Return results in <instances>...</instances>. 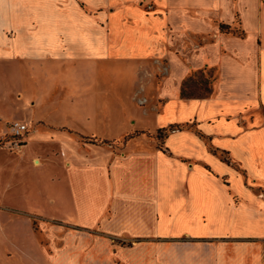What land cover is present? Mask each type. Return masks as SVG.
<instances>
[{
	"label": "crops",
	"instance_id": "1",
	"mask_svg": "<svg viewBox=\"0 0 264 264\" xmlns=\"http://www.w3.org/2000/svg\"><path fill=\"white\" fill-rule=\"evenodd\" d=\"M263 34L264 0H0V137L27 124L0 264H84L83 242L104 254L89 264H264ZM117 66L132 81L112 103ZM205 67L211 91L182 95Z\"/></svg>",
	"mask_w": 264,
	"mask_h": 264
},
{
	"label": "rangeland",
	"instance_id": "2",
	"mask_svg": "<svg viewBox=\"0 0 264 264\" xmlns=\"http://www.w3.org/2000/svg\"><path fill=\"white\" fill-rule=\"evenodd\" d=\"M241 29L239 28L238 25H234L232 28H230L227 32L228 33H234V34H240ZM208 37H199V40H197V43H202L207 41ZM202 39V40H201ZM263 39H264V34H263ZM154 68L155 70H157V76H160V72L161 71H165V63L164 60L161 63H157V65ZM119 70V66L115 67V68H111L110 70V74L108 77V87L109 88V95L107 97H109L111 99V102L113 101V99H117L119 96V94L124 95V93L130 91V87L131 86L130 82L132 81L131 76H126L124 79L119 76L117 74V71ZM217 75V70L214 67H205L196 71H193L182 83V95L185 96H205L207 95L210 91H211V86H212V82L215 78V76ZM105 85H107V82L105 83ZM154 85L153 83L150 84L149 89L153 88ZM119 88H122L123 92L120 93L118 90ZM149 97H153V96H149ZM124 98V97H123ZM127 104L131 103L132 101H125ZM113 103V102H112ZM132 114H134V116H132ZM109 119H110V124L115 123V122H120V125L124 126L128 119H127V115H131L132 118H134L136 115L133 112V110H129V111H122L119 110L117 108H114L112 110V108L110 109L109 112ZM128 116V118H129ZM130 116V117H131ZM14 120H19V119H14ZM126 126V125H125ZM122 128V127H119ZM115 128L110 126V132L114 131ZM112 134H116L117 132H113ZM128 134V133H127ZM130 134V133H129ZM128 136V135H127ZM125 136V137H127ZM124 137V139H125ZM12 139L13 136L10 135V133L7 131V133L3 134L0 137V194L4 191V187L5 184L7 183L8 179H9V175H10V171L12 170V168L15 167L16 164V156L14 149H16L15 147L12 146ZM124 139H101V138H97V137H89V141L95 144H100V145H106V146H110L113 149H117L119 146H121L124 143ZM19 169H21L22 171L24 169H28L30 170L27 166H25L24 164H22ZM18 169V170H19ZM27 170V171H28ZM18 172V171H17ZM40 219L37 217H33L31 220V225L33 230L40 236L41 232L45 231V229L41 228V223L39 221ZM43 240V239H42ZM2 241V240H1ZM1 243V242H0ZM3 244L1 243L0 246L3 248L2 246ZM81 245H86V248L88 249V251L85 254V249L80 250L79 251V258L80 261L83 262L84 264H89V262L93 261V262H100L102 261V258L104 257L101 251H93L89 256V243L87 242H83L82 244H79V246ZM5 248V247H4ZM7 259L4 261V259ZM14 257L11 256H3L2 253H0V262H4V263H8L11 262V259ZM90 260V261H89Z\"/></svg>",
	"mask_w": 264,
	"mask_h": 264
},
{
	"label": "built area",
	"instance_id": "3",
	"mask_svg": "<svg viewBox=\"0 0 264 264\" xmlns=\"http://www.w3.org/2000/svg\"><path fill=\"white\" fill-rule=\"evenodd\" d=\"M145 7L150 9L152 4L148 3ZM7 129L10 135L13 136L12 146L16 149L20 148L22 146V138L27 131V124L20 120H12L8 123Z\"/></svg>",
	"mask_w": 264,
	"mask_h": 264
},
{
	"label": "trees",
	"instance_id": "4",
	"mask_svg": "<svg viewBox=\"0 0 264 264\" xmlns=\"http://www.w3.org/2000/svg\"><path fill=\"white\" fill-rule=\"evenodd\" d=\"M220 28H221V30H225V31H228L230 29L229 26L226 24H221ZM182 127H183V125H181V124H171L168 127L159 129L157 136L159 138H162L166 133L173 131V130H176V129H181ZM135 133H137V132H134L133 134H135ZM225 160H227V158H225Z\"/></svg>",
	"mask_w": 264,
	"mask_h": 264
},
{
	"label": "bare ground",
	"instance_id": "5",
	"mask_svg": "<svg viewBox=\"0 0 264 264\" xmlns=\"http://www.w3.org/2000/svg\"><path fill=\"white\" fill-rule=\"evenodd\" d=\"M35 164H38V160H35Z\"/></svg>",
	"mask_w": 264,
	"mask_h": 264
}]
</instances>
